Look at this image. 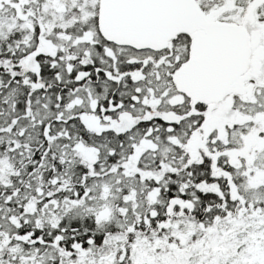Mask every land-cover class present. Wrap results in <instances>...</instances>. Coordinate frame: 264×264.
<instances>
[{"label":"snow or ice","instance_id":"1","mask_svg":"<svg viewBox=\"0 0 264 264\" xmlns=\"http://www.w3.org/2000/svg\"><path fill=\"white\" fill-rule=\"evenodd\" d=\"M0 264H264V0H0Z\"/></svg>","mask_w":264,"mask_h":264}]
</instances>
